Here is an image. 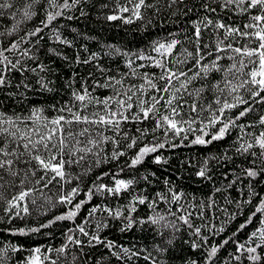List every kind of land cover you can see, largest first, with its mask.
Here are the masks:
<instances>
[{
	"label": "trees",
	"instance_id": "obj_1",
	"mask_svg": "<svg viewBox=\"0 0 264 264\" xmlns=\"http://www.w3.org/2000/svg\"><path fill=\"white\" fill-rule=\"evenodd\" d=\"M11 2L15 7L5 10V13L0 15V32L11 29L16 20L21 19L22 13H18L15 19L11 13L22 9V6L31 0H11ZM148 2L153 7L142 10L144 19H133V23L130 24L121 19L113 21L106 19V16L112 14L127 16V13H119L118 6L130 7L128 0H80L75 7L64 10L62 17H58L40 33L42 39L38 45L40 48L38 59L31 61L26 57L23 58L29 68L42 63L50 70L39 72L38 69V75L30 71L24 74L9 73L10 84L0 88V112L7 115L27 116L35 107L43 108L44 116L51 118L57 114L52 106L55 105L58 108L71 101L72 91L79 90L82 86L87 87L92 95L99 98L113 96L117 91L125 92L132 86L138 88L143 83L144 73L158 77L162 71L152 66L149 60L136 59V55L141 53L162 59L159 54L151 50L153 42L178 40L180 43L174 49L173 55L164 59V62L167 60L174 62L181 58L185 48L192 50L194 47L190 42L193 22L203 27L202 22H206L207 17L214 22L220 21L228 25L240 26L249 23L251 14H255V10L252 13L241 14L239 9H234L233 6L224 8V0H180L176 4H171V0H148ZM206 4L216 10L214 12L206 10L204 7ZM102 5H107V7H102ZM36 8L38 9L37 15L30 20H24L19 25L18 34L12 37L4 35L0 37V42L7 44L11 39H19V36L27 31L42 27L40 22L45 19L46 0H39ZM57 35L70 41L72 46L60 43L56 39ZM218 35L219 33L212 26H208L203 31V42L214 46ZM22 47H31V45L25 44ZM49 49H55L61 55L49 53ZM91 53H96V57L89 64L77 63V55L88 58ZM8 55L12 58L18 54L8 53ZM65 56L67 59L63 58ZM129 60L132 61L133 68L128 67ZM222 63L229 62L225 60ZM141 64L145 67H138ZM187 66L190 67L191 63L189 62ZM133 69H135V74H133ZM39 76L51 82L49 87L53 89L52 91L39 89L36 83ZM109 77L114 78L111 81L112 87H97V82L99 84L109 82ZM222 78V73L215 72L209 77L213 83L221 81ZM22 80L31 85L30 89L26 90L23 86L17 87ZM115 80L121 81V84H115ZM200 83V81L196 82V87H199ZM145 88L146 96L151 95L147 86ZM205 96L211 98L213 93L206 92ZM252 107L254 110L239 122L248 126L244 131L240 128H231L224 139L213 141L208 145H193L191 141L196 135L201 134L195 130L199 124L193 125V131L184 133L188 137L187 140L181 141L170 135L167 138L169 142L163 149L149 154L135 168L126 165L130 163L139 147L155 142L154 136L160 142H165L163 130L152 132L154 121H143L142 123L130 121L122 124L123 131L133 137H140V133L137 132L138 128L149 130L146 136L138 140L137 146L133 149L127 148L130 141L123 139L122 136H116L112 131L107 132V135L120 139V150L126 153L125 156L118 160L108 159L98 166L94 163L91 165L85 163L80 167H74L73 175L78 176L79 179H73L67 184L54 183L47 189L33 193L27 202L30 209L28 215L21 212L20 216H13L9 219L3 210L6 205L0 202V248L11 244L21 249L16 253H8L10 257L8 264H24L31 250L36 247H40L42 253L46 252L49 247L59 248L67 243V235H74L84 241L85 246L80 251L77 246L69 244L68 255L60 257V264H72L73 252L78 256L76 264H152L151 259H145L149 255L164 261V264H186L189 260H195L197 264H205L204 257L209 248L213 244L221 245L225 240L229 242L219 248L212 264H253L247 260L246 252L243 254L236 252L237 243L255 246L248 238L257 229L264 228L261 224L264 214L261 213H257L252 217L251 222L246 223L258 206L259 198L264 196V172L254 179L248 178L243 172L244 168L251 167L259 170L261 163H264V158L236 151L241 142L245 144L251 142L253 135L264 131V126L258 123L259 117L264 115V104H253ZM92 110L95 109H90ZM235 112L236 110L233 109L226 115L232 116ZM204 115L208 113L205 112ZM207 131L214 132L215 129ZM205 138L210 139V136ZM172 144L180 146L173 148ZM112 149V144L104 146L101 156L106 152L108 157H111ZM252 151L259 153L260 150L257 147ZM157 155L161 157V163H154ZM210 157L217 158L208 160L207 167L211 179L196 176L199 166ZM89 160L94 161L95 157H89ZM89 167L91 171L85 172ZM121 168L123 171H120ZM103 173H110V175H105L101 181H97L96 178ZM112 174H116V178L119 179H133L135 183L128 190L116 196L96 193L72 220L55 219L57 216L66 214L72 207L56 202L58 192L78 186L79 195L74 198L73 204H75L87 199L86 193L92 188L94 182L111 186L113 184ZM145 176L148 177L147 180L143 178ZM165 180L172 182L174 190L184 193V198L179 203H166L156 196L158 192H168ZM14 191V189H9L5 195L10 198ZM254 192L258 195H253ZM140 195L146 196L148 201L155 200L156 207L152 209L147 203L139 204L133 200V197ZM33 199L36 200L35 204L31 203ZM133 204H135L136 211H128ZM93 206H98V210L89 216L88 213ZM104 208L111 209L113 213L119 210L121 216H110L102 210ZM178 208L185 211L177 212V215L191 213L192 223L201 228L202 237L208 238L207 244L202 248L192 249L190 243H186L195 238L189 234L191 230L187 225H183L180 232L176 233L177 238L174 244L164 256H161L154 247L161 243L160 236L154 230L155 226H141L139 223H134L132 228L121 231L128 222L126 217L139 220L159 213L165 215L166 220L171 221L174 218L167 215V210L176 211ZM49 221L54 222L49 227H41ZM245 223L246 227L237 231L240 225ZM78 225H83L90 234H98L102 240L113 242L116 247L109 249L103 244L88 246V237L79 233ZM21 228H38L39 231L28 232L26 235L13 234ZM221 228L223 231H219ZM195 239L203 244L202 239ZM255 242L260 241L256 239ZM122 248H128L129 252L125 255ZM113 251L124 258L118 260L112 255ZM133 252L138 255L133 256ZM258 254L264 256V249H258ZM50 255L56 258L57 254L53 252ZM234 255L241 256V259L235 260ZM260 264H264V261Z\"/></svg>",
	"mask_w": 264,
	"mask_h": 264
},
{
	"label": "snow or ice",
	"instance_id": "obj_2",
	"mask_svg": "<svg viewBox=\"0 0 264 264\" xmlns=\"http://www.w3.org/2000/svg\"><path fill=\"white\" fill-rule=\"evenodd\" d=\"M178 2L180 0H171V4ZM79 3L80 0H62V2L46 0L45 19L40 22L42 27L27 31L24 35L19 36V39H11L7 44L0 42V88L10 84L9 73L20 72L24 74L30 71L38 75V69L39 72L50 70L42 63L29 68L23 58L36 61L40 52L38 45L42 39L40 33L58 17H62L64 10L75 7ZM38 4L39 0H31V2H26L22 9L12 12L13 19L18 13H22L21 19L16 20L11 29L0 32V37L4 35L12 37L14 34H18L19 25L24 20H30L37 15L36 5ZM128 5L130 7L118 6L119 13H127V16L112 14L106 16V19L109 21L121 19L130 24L133 23V19L143 20L142 10L153 7L148 0H128ZM229 6L239 9L241 14L252 13L253 10H255V14H251L249 23L240 26H232L220 21L214 22L207 17L205 18L206 22H202L203 27L201 24L193 22L190 42L194 47L192 50L185 48L181 58L174 62L172 60L164 62V59L173 55L174 49L180 43L178 40L153 42L151 50L159 54L162 59H156L150 55L145 56L143 53L136 55V59L149 60L152 62V66L160 68L162 71L158 77L144 73L143 83L138 88L132 86L125 92L117 91L113 96L99 98L92 95L87 87L82 86L79 90L74 89L72 91L71 101L58 108L55 105L52 106L57 114L51 118L44 116L43 108L35 107L30 110L27 116L7 115L0 112V202L6 205L3 210L8 218L20 216L21 212L28 215L30 209L27 202L33 193L47 189L54 183L63 182L67 184L73 179H79L78 176L73 175L72 169L74 167H80L85 163L90 165L94 163L98 166L108 159L118 160L125 156L126 153L120 150V139L107 135V132L112 131L116 136H122L123 139L130 141L127 148H135L138 140L146 136L149 130L138 128L137 132L140 133V137L129 136L121 127L126 122L154 121L152 132L163 130V135L166 138L165 142L162 143L154 136V143L139 147L130 163L126 165L130 168L140 165L149 154L163 149L165 144L169 142L167 138L170 135L172 138H179L181 141L187 140L188 137L184 133L193 131V125L196 124H199V127L195 130L201 134L196 135L195 139L191 141L193 145H208L213 141L224 139L231 128H240L241 131H244L245 127L248 126L239 122L254 110L253 104H264V0H224L223 7L228 8ZM14 7L15 5L11 0H0V15H3L5 10ZM102 7H107V5H102ZM204 7L208 11L214 12L216 10L207 4ZM81 14H84L83 11ZM68 18L72 19V17ZM208 26H212L219 33L214 46L203 42V31ZM56 39L62 44L72 46L70 41L62 39L59 35L56 36ZM25 44L31 45V47H22ZM48 51L55 55H61L55 49ZM85 51H87L86 48ZM8 53L18 55L10 58ZM95 57L96 53H91L88 58L77 55L76 60L77 63L89 64ZM63 58L67 59L66 56ZM225 60L229 63H222ZM189 62L191 63L190 67L187 66ZM128 67L133 68L131 60L128 61ZM138 67H145V65L141 64ZM100 70L104 71L103 69ZM214 72L223 74L221 81L213 83L209 79L210 74ZM133 74H135V69H133ZM113 79L109 77V82L104 84L97 82V87H112L111 81ZM198 81L201 83L199 87H196ZM36 83L41 91L53 90L49 87L51 82L43 76H39ZM115 84H121V81L115 80ZM21 86L26 90L31 87L25 80L17 85V87ZM145 86L151 95L146 96ZM206 92H212L213 96L207 98ZM93 108L95 110L90 111ZM233 109L236 110L235 114L227 116L226 113ZM205 112L208 115H204ZM258 123L264 126V115L259 117ZM250 126L254 127L255 125ZM213 128L215 129L214 132L207 131ZM208 136L210 139L205 138ZM108 144L113 145L111 157H108L106 152L101 156L104 146ZM178 146L180 145L172 144L173 148ZM257 147L260 150L259 153L252 151ZM236 151L241 154L264 158V131L258 135H253L251 142L246 144L241 142ZM89 157H95V160L90 161ZM209 159L217 158L205 159L199 166L196 176L211 179L207 167ZM154 163H161L159 155L155 156ZM89 171H91V167L85 170V172ZM120 171H123V168ZM243 172L248 178L254 179L261 172H264V163H261L259 170L251 167L244 168ZM105 175H110V173H103L96 180L101 181ZM112 175L113 184L111 186L94 182L92 188L86 193L87 199L75 204L73 201L79 195L78 186L58 192L56 202L72 207L66 214L57 216L55 219L60 221L72 220L83 205L88 203L96 193L116 196L128 190L135 183L133 179H119L116 178V174ZM143 178L148 179L147 176ZM165 184L168 185V192H158L156 196L166 203H179L184 198V193L174 190L170 180H165ZM9 189L15 190L10 198L5 195ZM253 195L258 194L254 192ZM133 200L139 204L147 203L148 207L152 209L156 207L155 200L148 201V198L143 195L133 197ZM31 203L35 204L36 200L33 199ZM97 210L98 206H93L88 213L89 216H92ZM102 210L110 216H121L119 210L115 213L109 208ZM128 211L135 212V204ZM183 211L185 210L182 208H178L176 211L168 209L167 215L174 218L171 221L166 220L165 215L159 213L139 220L126 217L128 222L121 231L132 228L134 223H139L141 226H155L154 230L160 236L161 243L154 247L161 256H164L169 251L170 246L174 244L177 238L176 233L180 232L183 225H187L191 230L189 234L202 239L203 244L195 238L186 241V243H190L192 249H200L207 244L208 238L202 237L201 228L192 223L191 213L177 215V212ZM257 213L264 214V196L259 198L258 206L246 223L251 222L252 217ZM53 222L49 221L48 224L41 225V227H49ZM246 223L241 224L237 231L244 229ZM261 224L264 225V219L261 220ZM77 230L82 236L88 237V246L103 244L109 249L116 247L113 242L102 240L98 234H90L83 225H78ZM37 231H39L38 228H21L13 234L26 235L28 232ZM219 231H223V228ZM256 239H259L260 242L256 243ZM66 240L67 243L61 247H49L43 253L40 247L33 248L24 264H46V262L47 264H60V257H67L68 255L69 244L77 246L80 251L85 246L84 241L74 235H67ZM248 240L255 246L237 243L236 252L242 254L246 252L248 254L247 260L253 264H260L264 261V256L258 254V249H264V228L254 231ZM228 242L225 240L221 245L213 244L204 257L205 264H212L219 248ZM20 250L19 247L11 244L0 248V264H8L9 252L16 253ZM53 252L57 254L56 258L50 255ZM122 252L126 255L129 249L122 248ZM112 255L118 260L124 258L116 251H113ZM132 255L135 256L138 253L133 252ZM233 258L239 261L241 256L234 255ZM77 259V254L73 252L72 264H76ZM145 259H151L152 264H164V261L157 260L151 255L146 256ZM186 264H197V261L189 260L186 261Z\"/></svg>",
	"mask_w": 264,
	"mask_h": 264
}]
</instances>
